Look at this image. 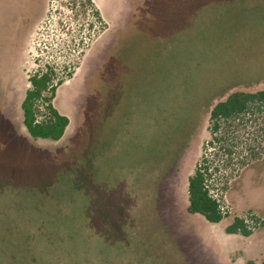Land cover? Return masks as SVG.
<instances>
[{"label":"rangeland","instance_id":"rangeland-1","mask_svg":"<svg viewBox=\"0 0 264 264\" xmlns=\"http://www.w3.org/2000/svg\"><path fill=\"white\" fill-rule=\"evenodd\" d=\"M91 3L0 0V264H263L264 112L229 128L234 157L203 145L212 105L264 90V0ZM47 68L56 142L20 109ZM203 156L217 224L186 212ZM251 216L250 236L225 233Z\"/></svg>","mask_w":264,"mask_h":264},{"label":"trees","instance_id":"trees-1","mask_svg":"<svg viewBox=\"0 0 264 264\" xmlns=\"http://www.w3.org/2000/svg\"><path fill=\"white\" fill-rule=\"evenodd\" d=\"M86 5L92 6L91 0H85ZM96 19H100L96 9L92 10ZM30 88L25 91L20 104L22 124L29 137L33 140H47L56 142L62 138L69 120L61 115L52 105L56 87L61 85L52 69L35 73L28 78ZM264 112V90L255 92L233 91L223 100L217 101L209 110V133L211 140L203 145L204 152L208 145L215 144L224 152L225 156L234 157L230 139L229 128L239 119L246 116L254 117L256 113ZM222 130V132H221ZM220 144V145H219ZM229 145V146H228ZM205 154V153H203ZM236 161V157L232 158ZM209 160L204 156L196 165L192 175L187 179V207L189 215H198L210 224H217L227 216L223 210L222 198L225 186L211 185ZM212 167V166H211ZM217 171V169H215ZM251 220H257L251 216ZM225 233L228 235H241L248 237L251 229L245 223V218L234 217L226 226ZM264 264V260H263Z\"/></svg>","mask_w":264,"mask_h":264},{"label":"built area","instance_id":"built-area-1","mask_svg":"<svg viewBox=\"0 0 264 264\" xmlns=\"http://www.w3.org/2000/svg\"><path fill=\"white\" fill-rule=\"evenodd\" d=\"M223 210H224V208H222ZM245 223L247 224V226L249 227V223H253V221L249 218V219H247V218H245ZM250 229V228H249Z\"/></svg>","mask_w":264,"mask_h":264}]
</instances>
